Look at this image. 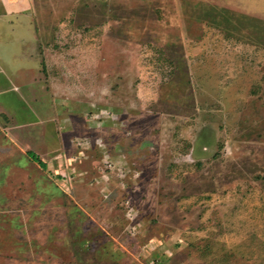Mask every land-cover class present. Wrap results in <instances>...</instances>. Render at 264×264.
<instances>
[{"label": "rangeland", "instance_id": "rangeland-1", "mask_svg": "<svg viewBox=\"0 0 264 264\" xmlns=\"http://www.w3.org/2000/svg\"><path fill=\"white\" fill-rule=\"evenodd\" d=\"M29 14L57 118H0V264H264V0Z\"/></svg>", "mask_w": 264, "mask_h": 264}, {"label": "crops", "instance_id": "crops-1", "mask_svg": "<svg viewBox=\"0 0 264 264\" xmlns=\"http://www.w3.org/2000/svg\"><path fill=\"white\" fill-rule=\"evenodd\" d=\"M29 8L30 0H0V94L14 96L8 100L0 96V118L9 121L10 129L19 128L29 141L32 139L38 143L43 140L47 145L53 127L49 128L48 133L45 125L55 121L57 107L53 91L48 90L45 77L40 72L42 61L34 53L26 51V45H35L36 37ZM9 46L14 47L12 52ZM12 56H15V61ZM16 105L18 109L14 108ZM15 110L21 111V116H26L23 119L41 118L40 122H20ZM43 125L42 130L40 126ZM36 126H39L38 129ZM54 136L56 139L53 143H56L58 138L55 133Z\"/></svg>", "mask_w": 264, "mask_h": 264}, {"label": "trees", "instance_id": "trees-1", "mask_svg": "<svg viewBox=\"0 0 264 264\" xmlns=\"http://www.w3.org/2000/svg\"><path fill=\"white\" fill-rule=\"evenodd\" d=\"M26 155L28 156V158L31 161H33L34 163L38 164L42 169H46L47 168L46 163L36 153H34L32 151H28L26 153Z\"/></svg>", "mask_w": 264, "mask_h": 264}]
</instances>
